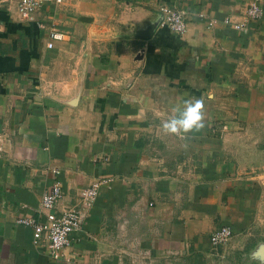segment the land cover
<instances>
[{
  "label": "crops",
  "instance_id": "0c3cea01",
  "mask_svg": "<svg viewBox=\"0 0 264 264\" xmlns=\"http://www.w3.org/2000/svg\"><path fill=\"white\" fill-rule=\"evenodd\" d=\"M17 2L0 0V264H264V168L235 148L264 126V0L249 22L250 0H66L33 20ZM162 6L183 12V34L156 25ZM51 30L65 36L48 48ZM191 97L204 129L162 134ZM100 179L86 208L80 194ZM56 181L62 198L44 211ZM67 208L83 222L59 259L16 223ZM222 226L233 237L214 248Z\"/></svg>",
  "mask_w": 264,
  "mask_h": 264
},
{
  "label": "built area",
  "instance_id": "2783aa9c",
  "mask_svg": "<svg viewBox=\"0 0 264 264\" xmlns=\"http://www.w3.org/2000/svg\"><path fill=\"white\" fill-rule=\"evenodd\" d=\"M66 0H18L17 11L21 19L33 20L34 13L46 4L62 5ZM161 19L159 25L166 27L169 31L183 34L186 31L187 23L182 11L171 6H162L160 8ZM263 15L262 0H250L245 12L244 22L256 21ZM202 16V15H201ZM225 24L233 26L235 29H244V23H234L230 18L223 21ZM215 20L208 22V27L215 25ZM38 26L42 27L40 22ZM64 33L51 30L48 33V48H53L56 42L64 39ZM52 173L59 174L57 169ZM107 180H95L90 187L82 190L80 196L84 206L91 207L99 193L102 184ZM62 198L60 183L56 181L51 187L44 192L41 200V208L44 211L53 210ZM83 222V214L76 208H67L60 217L50 218L47 220H37L33 217H21L16 220L19 225L28 226L33 232V242L38 244L45 241L50 256L53 259H59L64 256V250L71 246V237L74 233L79 232ZM233 237V230L230 226H222L211 235V244L214 248L227 245Z\"/></svg>",
  "mask_w": 264,
  "mask_h": 264
},
{
  "label": "clouds",
  "instance_id": "9594fccd",
  "mask_svg": "<svg viewBox=\"0 0 264 264\" xmlns=\"http://www.w3.org/2000/svg\"><path fill=\"white\" fill-rule=\"evenodd\" d=\"M204 102L195 97L182 98L170 109L167 118L160 122L162 134L185 140L190 134L201 132L205 127Z\"/></svg>",
  "mask_w": 264,
  "mask_h": 264
},
{
  "label": "rangeland",
  "instance_id": "374dc122",
  "mask_svg": "<svg viewBox=\"0 0 264 264\" xmlns=\"http://www.w3.org/2000/svg\"><path fill=\"white\" fill-rule=\"evenodd\" d=\"M241 163L251 169L264 168V126L251 130L235 143Z\"/></svg>",
  "mask_w": 264,
  "mask_h": 264
},
{
  "label": "water",
  "instance_id": "95a60500",
  "mask_svg": "<svg viewBox=\"0 0 264 264\" xmlns=\"http://www.w3.org/2000/svg\"><path fill=\"white\" fill-rule=\"evenodd\" d=\"M159 24V21L156 23V25ZM154 30V26H149L146 30H142V31H137L136 34L143 36V37H147L152 31Z\"/></svg>",
  "mask_w": 264,
  "mask_h": 264
}]
</instances>
